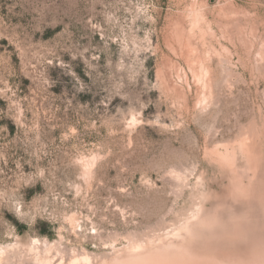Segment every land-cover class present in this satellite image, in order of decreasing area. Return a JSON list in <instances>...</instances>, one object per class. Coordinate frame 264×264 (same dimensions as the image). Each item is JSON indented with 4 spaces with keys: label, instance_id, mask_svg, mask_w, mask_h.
Segmentation results:
<instances>
[{
    "label": "rangeland",
    "instance_id": "obj_1",
    "mask_svg": "<svg viewBox=\"0 0 264 264\" xmlns=\"http://www.w3.org/2000/svg\"><path fill=\"white\" fill-rule=\"evenodd\" d=\"M0 264H264V0H0Z\"/></svg>",
    "mask_w": 264,
    "mask_h": 264
},
{
    "label": "bare ground",
    "instance_id": "obj_2",
    "mask_svg": "<svg viewBox=\"0 0 264 264\" xmlns=\"http://www.w3.org/2000/svg\"><path fill=\"white\" fill-rule=\"evenodd\" d=\"M93 159V158H92ZM93 165V164H92ZM89 166H91V165H89ZM92 167V166H91ZM49 245H51V244H49ZM52 249V248H51ZM56 250V249H55ZM60 250V249H59ZM33 251V250H32ZM59 253V252H58ZM64 253H66V252H64ZM68 255V254H67ZM69 257H70V255H69ZM67 259V258H66Z\"/></svg>",
    "mask_w": 264,
    "mask_h": 264
}]
</instances>
